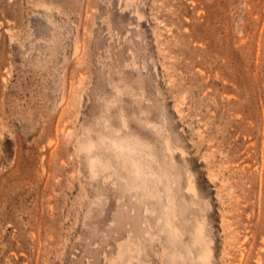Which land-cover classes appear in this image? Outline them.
Here are the masks:
<instances>
[{"label":"rangeland","instance_id":"1","mask_svg":"<svg viewBox=\"0 0 264 264\" xmlns=\"http://www.w3.org/2000/svg\"><path fill=\"white\" fill-rule=\"evenodd\" d=\"M0 264H264V0H0Z\"/></svg>","mask_w":264,"mask_h":264},{"label":"bare ground","instance_id":"2","mask_svg":"<svg viewBox=\"0 0 264 264\" xmlns=\"http://www.w3.org/2000/svg\"><path fill=\"white\" fill-rule=\"evenodd\" d=\"M82 145L86 153L88 154L92 170L96 174H101L102 172H106L111 169L110 161L105 160L103 158L102 152L99 151L101 148H105L107 150L112 149L115 151V159H117V162L121 166V170L125 173L124 178L130 177L131 179L139 180L142 183H145V181L152 175L147 166L143 163V159H147L149 154L145 150L143 145L135 141V139L119 140L116 138L103 136L99 139V141L96 142L91 137H88L87 141L84 144L82 143ZM139 187L140 189H142V186ZM167 223L169 231H174V234L170 236L171 239L175 241L180 238L181 235L179 233V229L174 225V219L169 216L167 219ZM206 254H204L203 256L207 259L208 257H210V253L207 252Z\"/></svg>","mask_w":264,"mask_h":264}]
</instances>
